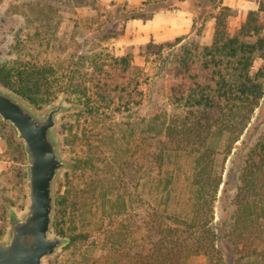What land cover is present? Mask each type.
<instances>
[{
    "label": "trees",
    "instance_id": "1",
    "mask_svg": "<svg viewBox=\"0 0 264 264\" xmlns=\"http://www.w3.org/2000/svg\"><path fill=\"white\" fill-rule=\"evenodd\" d=\"M150 3L160 4L143 0L130 15L124 16L125 20L148 19L161 9L156 7L146 15L141 8H148ZM206 3L210 13L206 19L214 21L212 41L203 47L194 41L174 55L170 70L174 80L169 88L170 113L155 112L147 126L155 135L154 163L158 170L171 154H183L191 159L187 212L180 215L154 209L141 222L146 226L144 230L141 226L132 227L121 220L128 209L122 196L106 200L110 206L104 212L109 184L90 177L77 185L71 182L77 171L89 165V160L76 158L65 182L59 185L53 223L58 235L70 239L65 250L84 238L74 233L76 221L94 217L95 211L102 207V213L120 221L105 232L112 255L109 264H185L184 260L191 256L204 257L205 264H222V251L217 246L219 238L231 246L233 264H264V121L252 124L255 136L251 144L240 142L264 98V31L259 11H250L244 24L230 36L225 27L229 8L220 0H206ZM34 8L36 15H40L37 4ZM197 8H202L200 3ZM48 24L46 19L45 25ZM156 47L150 42L145 49ZM143 78L141 69L133 64L128 53L119 57L100 52L87 57L70 55L44 62L30 57L0 65V84L32 107L41 109L65 93L68 99L85 106L84 113L76 116L90 118L138 103ZM0 127L9 131L5 137L22 185V148L8 124L0 122ZM62 133L67 147L78 138L66 125L62 126ZM82 140H88L84 134L79 136V141ZM238 142L237 164L231 170L236 185L230 214L215 228L214 204L220 187L226 185L222 180L224 168L217 166L215 157L221 154L223 161L226 160ZM161 182L165 189L172 184L170 180H158V184ZM4 228L2 222L0 238ZM133 249L137 252L130 254Z\"/></svg>",
    "mask_w": 264,
    "mask_h": 264
},
{
    "label": "rangeland",
    "instance_id": "2",
    "mask_svg": "<svg viewBox=\"0 0 264 264\" xmlns=\"http://www.w3.org/2000/svg\"><path fill=\"white\" fill-rule=\"evenodd\" d=\"M151 1L160 4L150 3L148 8L142 7L146 15L151 14L156 7L161 9L148 19H135V23L125 20L124 16L130 15L131 10L139 7L143 0H0V65L30 57H37L44 62L70 55L71 58L87 57L100 52L116 57L128 53L133 64L141 69L144 75L139 88L141 99L119 111L111 109L94 118L76 116L84 113L85 106L68 99L65 94L69 104L82 109L62 116L58 131L62 153L73 162V166L76 158L89 160L87 168L77 171L71 182L77 185L88 177L102 179L109 184L103 204L104 212L110 206L107 201L120 195L128 203L126 217L121 220L132 227L141 226L142 230L146 226L141 222L154 209L161 213L175 211L182 215L189 208L187 183L191 174L190 157L171 154L162 169L158 170L154 163L157 147L155 135L147 126L155 112L170 113L169 88L174 84L170 70L174 55L194 41L200 47L210 45L214 31V21L206 19L210 15L207 13L206 0ZM220 1L229 8L225 27L230 36L244 24L250 11H259L258 18L264 31V0ZM197 3L202 8H197ZM35 4L40 15H36ZM157 13L162 18L153 24L151 22ZM46 19L48 25H45ZM205 19L207 22L201 26ZM150 42L157 49L146 50L145 46ZM256 121H264V98L254 113L249 131L240 142H248L249 145L254 141L252 124ZM63 125L71 127L78 137L68 147L64 146ZM8 134V130L0 127V226L2 222L5 225L7 210L12 207L20 211L25 201L23 179L20 185L17 165L12 161V149L5 137ZM82 134L88 139L86 142L79 141ZM240 142L226 160L223 161L221 154L215 157L217 166L222 165L224 168L222 180L226 183L220 187L214 204L215 228L230 214L236 185L235 173L231 170L237 164ZM72 169L64 172L59 180L57 196L59 185L65 182V176ZM158 180L172 182L166 188L168 194L163 183L158 184ZM97 204L101 206V202ZM107 214L102 213L101 207L95 211L94 217L90 215L83 222L76 221L74 233L84 238L65 250L67 245L47 264H109L112 255L108 250L105 232L111 226L116 227L120 221H117L118 217H109ZM217 246L222 251V264H233L231 246L221 238ZM135 252V249L129 251L130 254ZM184 263L205 264L206 260L202 256H191Z\"/></svg>",
    "mask_w": 264,
    "mask_h": 264
},
{
    "label": "water",
    "instance_id": "3",
    "mask_svg": "<svg viewBox=\"0 0 264 264\" xmlns=\"http://www.w3.org/2000/svg\"><path fill=\"white\" fill-rule=\"evenodd\" d=\"M82 107L69 104L65 93L41 109L0 84V120L15 132L23 154L24 206L7 210L0 238V264H47L70 239L54 232L57 185L73 162L62 153V116Z\"/></svg>",
    "mask_w": 264,
    "mask_h": 264
},
{
    "label": "crops",
    "instance_id": "4",
    "mask_svg": "<svg viewBox=\"0 0 264 264\" xmlns=\"http://www.w3.org/2000/svg\"><path fill=\"white\" fill-rule=\"evenodd\" d=\"M160 18H162V16H161L160 14L157 13V14L155 15V17L153 18V20H152L151 23L154 24V22H155L156 20L160 19ZM164 20H165V19H164ZM132 22H135V23H136L135 19L132 20ZM134 25H135V24H134Z\"/></svg>",
    "mask_w": 264,
    "mask_h": 264
}]
</instances>
